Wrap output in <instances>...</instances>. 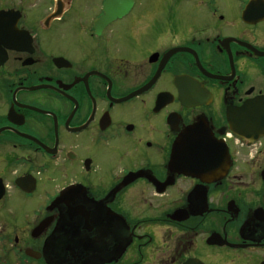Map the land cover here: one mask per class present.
Wrapping results in <instances>:
<instances>
[{"label":"flooded vegetation","instance_id":"af4514ba","mask_svg":"<svg viewBox=\"0 0 264 264\" xmlns=\"http://www.w3.org/2000/svg\"><path fill=\"white\" fill-rule=\"evenodd\" d=\"M0 264H264V0H0Z\"/></svg>","mask_w":264,"mask_h":264},{"label":"water","instance_id":"95a60500","mask_svg":"<svg viewBox=\"0 0 264 264\" xmlns=\"http://www.w3.org/2000/svg\"><path fill=\"white\" fill-rule=\"evenodd\" d=\"M115 17H107V18H104V20H111V19H114Z\"/></svg>","mask_w":264,"mask_h":264}]
</instances>
